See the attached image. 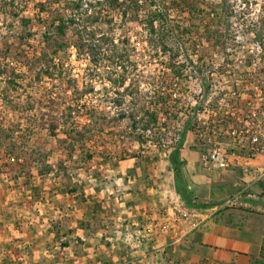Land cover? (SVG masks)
<instances>
[{"label":"rangeland","instance_id":"obj_1","mask_svg":"<svg viewBox=\"0 0 264 264\" xmlns=\"http://www.w3.org/2000/svg\"><path fill=\"white\" fill-rule=\"evenodd\" d=\"M57 1L63 9L72 0ZM73 1L67 6L80 14L78 24L47 43L42 20L48 14L41 13V4L55 0H0V125L13 132L19 147L15 155L3 151L0 159L5 171L0 178V264H33L36 248L55 225L71 226L72 197L80 205L98 192L102 200L104 193L113 199L122 190L119 180L128 179L127 174L120 177L121 171L153 169L152 176L129 181H143L142 188L146 183L157 196L159 184L169 187L157 173H167L169 152L184 124L191 120L187 145L206 149L197 123L219 129L220 121L227 120L233 106L225 94L231 83L242 86L244 80L237 75L250 73V86L264 80V0H253L248 12L237 3L233 13L222 9V0H204L198 11L197 0H158L167 18L158 34L166 53L158 40L150 42L145 12L135 19L132 3L120 1L123 5L113 9L109 0ZM141 3L148 14L154 12L149 0ZM206 9L215 12L200 14ZM80 30L95 45L96 62L78 54L74 44ZM170 63L180 70L179 77ZM197 68L213 73L206 98ZM122 77L123 88L115 84ZM164 99L169 114H161L160 125L167 137L158 142L150 136L142 144L131 135L130 119L119 116L141 117ZM50 122L59 124L56 137L50 135ZM61 241L53 239V246ZM35 258L34 264L51 259L40 253ZM259 262L264 263V251Z\"/></svg>","mask_w":264,"mask_h":264},{"label":"crops","instance_id":"obj_2","mask_svg":"<svg viewBox=\"0 0 264 264\" xmlns=\"http://www.w3.org/2000/svg\"><path fill=\"white\" fill-rule=\"evenodd\" d=\"M189 134L180 152L183 174L194 197L213 205H185L176 191L168 156L167 173L157 176L163 175L169 187L161 189L159 184L155 196L146 183L142 188L143 181H129L152 176L153 169L121 171L120 177L127 174L128 179L119 178L122 190L113 199L104 193L102 200L98 192L87 205L81 203L80 212L81 205L72 197L71 233L62 236L68 246H53L51 232L35 256L51 257L48 264H255L264 251V175L256 179L242 161L224 171H207L199 162L200 151L187 145ZM94 205L97 220L92 217Z\"/></svg>","mask_w":264,"mask_h":264},{"label":"trees","instance_id":"obj_3","mask_svg":"<svg viewBox=\"0 0 264 264\" xmlns=\"http://www.w3.org/2000/svg\"><path fill=\"white\" fill-rule=\"evenodd\" d=\"M122 1L123 3H132L133 6V11L135 13V19H139L141 13L144 11L145 12V22L144 25L146 27L148 35L151 37L150 42L153 43V41L158 40L159 47H161V51L163 53L167 52V46L165 44L164 39L158 38V34L162 29V23L166 21V16L164 13V6L161 7V5L158 3V0H149L150 3L148 6L152 7L154 12H151V14H148L149 11L143 10V7L145 6V3L142 4L141 2L145 0H109L107 3L110 5L111 8L113 9H118L120 8L123 4L120 3ZM183 2L186 3V1L183 0ZM201 2H204V0H197V11L199 5H201ZM59 4L57 0L55 2L50 3L49 6L46 4L42 3L41 4V13H47L48 14V19L47 20H42L43 24L46 25L47 29L44 33V39L49 43L50 39L52 40L53 38H62L65 37L68 33V30L71 27H75L78 23L77 20L79 18L80 14H77L74 12V10L67 5L70 3L75 4L77 3L76 1H67L65 7L63 9L60 8V4L57 5L58 7L55 8L54 5ZM141 3V4H140ZM237 3H240L241 6L244 8L243 11L248 12L253 9L254 2L253 0H222V9L227 12V13H233V9H235V6H237ZM70 4V5H72ZM257 5V4H256ZM208 12V15L215 12L214 10L210 11L208 9L206 10H200V14H203V12ZM124 15L127 14V11L123 12ZM95 16V15H93ZM229 19L231 17V14L228 15ZM94 20L98 21L99 17L95 16ZM29 20L26 21V24ZM112 22V20H110ZM255 39H257L255 37ZM60 45V44H59ZM75 48L77 49V52L79 55H88L92 61L96 62V53H95V48L93 44L87 43L85 39H83L82 32L81 30L79 31V40L76 41L74 44ZM59 48H63V46H59ZM46 54V53H45ZM47 55H45V58ZM120 57H124V55H120ZM171 62H174V60H171ZM169 69L173 72L174 77H179L180 76V70L173 65L172 63L169 64ZM213 74L211 73V70H204V69H199L197 68V75L199 80L201 81L202 84V96L203 97H208L210 95V89H211V83H210V75ZM53 75L50 71H47V76ZM117 81V80H116ZM119 82V83H118ZM115 83L113 81L112 83L119 84L120 87H124L126 84V79L121 78L120 81ZM119 101V100H118ZM170 101V100H169ZM51 102H54V100H51ZM119 104H121V101H119ZM168 101L166 99L164 100H159L156 110H144V113L142 114L141 117L137 114H130L127 115L126 113H122L119 116V119H125L129 118L130 119V129H131V135L133 137H136L139 142L147 143L149 138L147 137H153L156 139V141L161 142L167 137V133L163 132L165 127L160 125V120H161V114L168 115L169 111L168 109ZM162 105V106H161ZM91 117H94V111L90 114ZM139 117V118H138ZM48 130L50 132V135L53 137L57 136V131L59 124L50 122L47 124ZM192 130V123L191 120H188L181 132L179 133V138L176 141L175 146L171 147V151L169 152V162L171 165L172 172L174 174V179H175V188L177 193L180 195V197L183 199L185 205L187 207H194V208H207L210 207L211 203L206 204V202L199 200L198 198H195L192 191L189 189L187 180L183 174V161L180 158V152L183 147V145L186 142L187 135L188 133ZM11 132V133H9ZM13 132L9 131L8 128H5L4 126L0 125V159H1V154L3 151L7 153L8 155H15L16 152H18V141L16 138L13 137ZM78 134L81 135V132H78ZM151 134V135H149ZM202 150L200 151V153ZM91 157V156H89ZM5 173L4 171V165L1 163L0 160V178L2 175ZM41 175L46 174V172L43 170L40 172ZM70 191L71 195L75 196V191L76 190H68ZM80 201V200H79ZM84 201V200H83ZM98 209L95 206V210L92 214V217L94 220H97V213ZM85 228L87 226H84ZM90 228V227H87ZM67 233V236L69 233H71V230L68 227H65L63 225H55V231H54V239H61L62 241L60 244L62 247H66L69 245L68 240H64L62 236H64ZM80 242L79 240H77ZM255 264H264L262 262H255Z\"/></svg>","mask_w":264,"mask_h":264},{"label":"built area","instance_id":"obj_4","mask_svg":"<svg viewBox=\"0 0 264 264\" xmlns=\"http://www.w3.org/2000/svg\"><path fill=\"white\" fill-rule=\"evenodd\" d=\"M225 72L232 73L231 70ZM237 76L244 80L242 86L238 82L231 83V90L225 94L227 105L233 106V111L227 112V120L220 121L219 129L210 123H197L198 137L208 142V147L200 153L199 162L207 171L219 172L242 161L250 175L261 179L264 164L255 161H264V80L259 79L250 86V73ZM233 201L234 198L227 203Z\"/></svg>","mask_w":264,"mask_h":264}]
</instances>
